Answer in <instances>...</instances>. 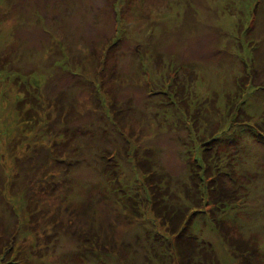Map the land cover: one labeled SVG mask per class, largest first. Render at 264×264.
<instances>
[{"label": "rangeland", "instance_id": "374dc122", "mask_svg": "<svg viewBox=\"0 0 264 264\" xmlns=\"http://www.w3.org/2000/svg\"><path fill=\"white\" fill-rule=\"evenodd\" d=\"M259 127L264 0H0V264H264Z\"/></svg>", "mask_w": 264, "mask_h": 264}, {"label": "trees", "instance_id": "16d2710c", "mask_svg": "<svg viewBox=\"0 0 264 264\" xmlns=\"http://www.w3.org/2000/svg\"><path fill=\"white\" fill-rule=\"evenodd\" d=\"M244 115L245 117H247L249 114L245 111ZM248 119L250 118H245V119H241L238 121L244 122ZM260 132H262L261 128H260ZM262 133L264 134V132ZM259 137L263 138L264 136L259 133ZM208 153L209 152L207 151V149H204L202 151L201 156L204 162H207V160H205L204 158L206 156L207 157L209 156ZM197 165H198L197 167L202 168L201 169L202 173L200 174V172H198L202 176V179L206 177L207 181H209L207 185L206 193H203V196L205 195L206 197L205 199L208 202L209 200H212L213 203L220 202V203H225L224 205H226L228 203L233 204L232 202L239 201L240 197H237L239 192H236V190L231 189V191L233 192L232 196H230L231 198L226 197V194H225L226 189L222 187L220 183H218L219 186H217L216 184L217 181L216 183L214 182V177H213L214 174H212L210 171L205 169L204 166H202V161L198 162ZM233 169L230 167L229 170H226V169L224 170L225 174L228 175L229 179H234V175L232 174ZM145 174L147 176V181H149V178H151L152 175H154V173L151 170L145 171ZM220 191H223V194H221ZM222 197H225L227 199L225 198L223 199ZM156 200L158 201L159 199L156 198ZM157 201H154L153 203L154 213H156L157 217L161 218L164 223L168 221L169 225L170 224L173 225L171 229V233L174 234L173 247L175 249V253L177 256V264H203L202 260L193 259L197 254H203L205 256L204 261H207L208 259L212 263L213 260H216V257L214 256L213 253L206 254L207 250H204V248L201 251H198L195 246H192L191 241H187L189 244H184L183 241H180L182 239V235L185 234V230H187L188 225L190 223V219H191L190 213L186 214L184 211L183 212L181 211L177 214H172V211L171 210L169 211V208L163 209V210L162 208L159 209L156 204ZM174 220H175V225H174ZM230 241H231L230 243L233 246L234 250H237L239 252L238 259L240 260V262L238 264H254L252 259H253V254L255 253L254 251L256 249L252 247V245L249 242L238 240V239H231ZM242 261H244V263Z\"/></svg>", "mask_w": 264, "mask_h": 264}]
</instances>
